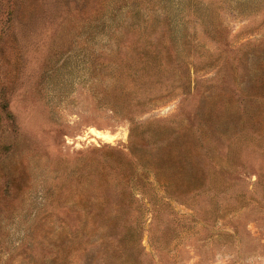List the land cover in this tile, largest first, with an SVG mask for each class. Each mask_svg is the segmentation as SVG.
<instances>
[{"label": "rangeland", "instance_id": "obj_1", "mask_svg": "<svg viewBox=\"0 0 264 264\" xmlns=\"http://www.w3.org/2000/svg\"><path fill=\"white\" fill-rule=\"evenodd\" d=\"M0 264H264V0H0Z\"/></svg>", "mask_w": 264, "mask_h": 264}]
</instances>
